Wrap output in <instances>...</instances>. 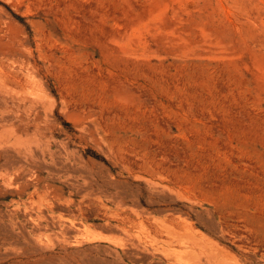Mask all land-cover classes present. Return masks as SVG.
I'll return each mask as SVG.
<instances>
[{
  "label": "rangeland",
  "instance_id": "obj_1",
  "mask_svg": "<svg viewBox=\"0 0 264 264\" xmlns=\"http://www.w3.org/2000/svg\"><path fill=\"white\" fill-rule=\"evenodd\" d=\"M1 66L0 264H264V0H0Z\"/></svg>",
  "mask_w": 264,
  "mask_h": 264
},
{
  "label": "bare ground",
  "instance_id": "obj_2",
  "mask_svg": "<svg viewBox=\"0 0 264 264\" xmlns=\"http://www.w3.org/2000/svg\"><path fill=\"white\" fill-rule=\"evenodd\" d=\"M15 76H16V72L14 70L13 72H6L3 66H1L0 67V83H1L0 86H2V88H4L7 91H12L14 93H17V86H15L17 85V80ZM8 82L13 84L14 86L9 85ZM12 121L13 122L10 124V127L9 128L7 127L8 129H2L0 131V151H2L3 148L5 149L6 147L13 148V146L20 140V137L17 135V132L21 124V119L19 116H17L13 118ZM5 150H8V149H5Z\"/></svg>",
  "mask_w": 264,
  "mask_h": 264
}]
</instances>
